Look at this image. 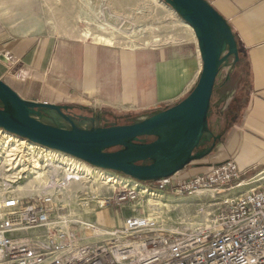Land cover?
Segmentation results:
<instances>
[{
  "label": "crops",
  "instance_id": "obj_1",
  "mask_svg": "<svg viewBox=\"0 0 264 264\" xmlns=\"http://www.w3.org/2000/svg\"><path fill=\"white\" fill-rule=\"evenodd\" d=\"M206 1L227 20L237 40L241 60L231 80L239 82L232 95L221 91L216 103L214 94L209 125L221 137L215 151L178 173L177 181L207 174L229 160L236 161L243 176L264 172V0ZM41 4L0 0V54L12 68L32 75L31 84L15 89L27 101H36V94L27 93L32 85L33 91L49 90V98L86 97L100 112L148 118L178 104L199 80L203 63L196 42L127 52L59 41L37 22Z\"/></svg>",
  "mask_w": 264,
  "mask_h": 264
},
{
  "label": "built area",
  "instance_id": "obj_2",
  "mask_svg": "<svg viewBox=\"0 0 264 264\" xmlns=\"http://www.w3.org/2000/svg\"><path fill=\"white\" fill-rule=\"evenodd\" d=\"M100 19V27L112 28ZM44 161V193L20 197L11 191L0 202V264H264V187L259 185L264 176L250 191L231 196L233 190L252 185L234 160L176 183L174 178L147 184L132 179V186L116 182L111 198L100 206L104 210L113 201L119 207L123 226L111 230L101 228L100 216L87 219L67 209L66 191L82 175L53 165L50 158ZM13 181L10 186L22 180ZM170 187L177 198L213 193L209 203L215 212L208 224L174 232L157 216L143 215L142 204L167 196ZM87 196L82 200L98 199Z\"/></svg>",
  "mask_w": 264,
  "mask_h": 264
},
{
  "label": "water",
  "instance_id": "obj_3",
  "mask_svg": "<svg viewBox=\"0 0 264 264\" xmlns=\"http://www.w3.org/2000/svg\"><path fill=\"white\" fill-rule=\"evenodd\" d=\"M162 1L193 28L198 42L202 72L186 98L131 125L83 130L68 115L70 107L27 101L0 80V129L146 184L175 177L210 156L221 141L209 125L212 100L222 69L231 59L233 67L241 60L237 40L206 0ZM0 60L7 61L4 56ZM44 113H56L71 128L42 122Z\"/></svg>",
  "mask_w": 264,
  "mask_h": 264
},
{
  "label": "rangeland",
  "instance_id": "obj_4",
  "mask_svg": "<svg viewBox=\"0 0 264 264\" xmlns=\"http://www.w3.org/2000/svg\"><path fill=\"white\" fill-rule=\"evenodd\" d=\"M99 18H101V21L102 19H106L105 21L108 22L112 28L110 27L111 29H108L109 27H100L103 26V24L97 21ZM37 20L38 23L44 26L46 31H50L53 35L59 37V41L71 39L79 42L82 40L83 43L80 41L82 45H91L95 43H93L94 41L92 40V42L91 39L88 41L83 38H86L85 32L93 31L94 35L101 34L108 37L111 33L116 34L118 39H120V43L117 44L114 49L127 52L147 51L172 45L189 44L191 42H196L198 44L195 33L186 30L185 28L177 27V23L182 22L183 19L173 9L165 4L163 8L157 10V8L150 5L148 0H42L41 9L37 14ZM96 24L99 26L98 29L95 28ZM130 39L136 41V46L134 43H131ZM1 56H4L7 61L3 62L0 60V80L9 85L14 91L15 89L20 91L19 89L31 82L32 75L29 76L20 73L18 69H14L8 64L10 61L5 55L0 54V57ZM229 63L230 65L228 67L222 69L217 81L218 87L220 85L225 87L222 92L227 91L226 95H229L230 93V95H232L231 89L238 84L237 82H239L238 80L233 83L231 80L235 68L232 66L233 59H231ZM239 73L243 72L240 71ZM238 75L241 76L240 74ZM228 76H230V80L226 82ZM239 76L237 77L238 79ZM29 87L27 93L29 96L36 94L35 102L43 103L50 99V104L70 107L71 110L68 115L74 117L75 125L78 128L91 130L93 128L106 127L103 122L105 113L94 108L90 99L86 97L79 99L74 96H67V98L63 99L59 97L49 98V90L46 88H40L38 91H33L31 90L32 85ZM222 92L217 91L214 103L217 102V96ZM142 118L145 119L146 114H143V116H131V119L136 122ZM39 120L62 129L71 128L70 124L60 118L56 113H44ZM15 139L20 138L17 136ZM114 151H117V149H114ZM198 163L199 162H195L190 166ZM1 167L2 165L0 164V202L8 196L11 191H18L19 195V188L25 187L30 179L34 177V175H31L28 180L21 179L22 181H20V183L10 186V184L15 182L13 181L14 178L11 177L12 173H4ZM8 168L9 166L6 165L4 169L7 170ZM259 174L260 173L245 174L243 180L246 181V184L250 182L252 185L235 189L231 194L237 195L246 192L247 190L250 191V189L259 184V182H255L258 180L260 181V178L264 176L262 175L258 177ZM22 176L26 177L29 175L26 174ZM19 177L21 176H17L16 178L19 180ZM7 181L12 182L10 183ZM42 182H44V184L47 183L46 175ZM101 182V185H98L95 183V180L87 179L83 182V186L78 185V187H75L74 189L70 186L65 194L64 200L67 202V205H65L67 206V209L69 207L74 210V212L79 211L87 219H92L94 217L99 218L100 216L98 223L102 229L111 230L114 227L113 225H115V228H120L123 226L124 220L119 207L116 206L113 201L112 203L108 202L110 204L106 205L104 210H100L101 205L105 202L107 204L105 199L111 198L113 190L112 184H104V181ZM173 182L176 183L180 181H177L174 178ZM260 183L261 184L259 185L264 187V182ZM71 188L72 190H69ZM44 192L45 190L43 189L40 193H34L29 196L42 194ZM87 195L96 196L98 199L83 201L82 199H87ZM199 195L200 194H195L185 198L172 197L173 193L171 188L169 189L167 196L162 198L163 202L168 201V209H153L152 207H149L153 202L151 204L143 203V211H146L143 215L157 216L160 222L163 221L168 224L169 227L174 229V232L194 230L199 226L207 225L211 218L210 215L215 212V207L209 203V200L213 197V193L202 192V196L199 197ZM102 216L105 224L102 222Z\"/></svg>",
  "mask_w": 264,
  "mask_h": 264
},
{
  "label": "bare ground",
  "instance_id": "obj_5",
  "mask_svg": "<svg viewBox=\"0 0 264 264\" xmlns=\"http://www.w3.org/2000/svg\"><path fill=\"white\" fill-rule=\"evenodd\" d=\"M150 5H152L154 8L161 9L164 7V3L161 0H148ZM88 6V4H87ZM177 27L185 28L186 30H189L194 33L193 28L188 25L186 22L182 21L180 23H177ZM86 38L92 39L97 45H103L110 48H114L117 44L120 43V39L116 36V34L111 33V35L104 36V35H94L93 31L85 32ZM92 36V37H91ZM131 43H134L136 46V41L131 40ZM128 41V42H130ZM14 134H10L6 131H3L0 129V164L2 165V171L4 173L11 172L12 178H15L17 176L19 177V180L21 179H29V177L34 175L32 179L28 182V184L23 187L19 188V195L22 197L29 195H32L34 193H40L44 188L46 183L44 184L43 178L45 176L44 171H46V165L44 164V158L47 157L50 158L51 163L53 165H58L61 168H64V170H72L79 172L80 175H82V181H86L87 179L95 180V183L98 185H101V181H104V184H126L129 186L135 185L132 179L124 178L121 176H118L117 173L111 172V171H104L99 168L91 167L89 164L80 161L70 155L64 154L60 151L52 150V149H44L40 145L35 143H28L24 141L23 139H15ZM42 152V153H41ZM47 155H45L44 153ZM41 153V154H40ZM49 161V160H47ZM9 166L7 170L4 168ZM74 168V169H73ZM99 169V170H98ZM104 171V172H103ZM74 172H71L70 174H75ZM107 172V173H105ZM28 174L29 176H22ZM68 173V175H70ZM17 175V176H16ZM9 178V177H7ZM74 182L71 187L73 189L75 187L83 186V182ZM12 182V181H7ZM101 182V183H100ZM15 183V182H13ZM103 184V183H102ZM70 188V187H69ZM69 190H72L69 189ZM146 194V193H145ZM199 197L202 196V193H199ZM20 196V197H21ZM150 197H153L149 194ZM234 196V195H231ZM230 197V196H229ZM163 197L158 198L157 200L153 201L151 198L150 201V208H158V209H164L169 208V203L162 201ZM157 201V202H156ZM165 201V200H164Z\"/></svg>",
  "mask_w": 264,
  "mask_h": 264
},
{
  "label": "trees",
  "instance_id": "obj_6",
  "mask_svg": "<svg viewBox=\"0 0 264 264\" xmlns=\"http://www.w3.org/2000/svg\"><path fill=\"white\" fill-rule=\"evenodd\" d=\"M224 89H225L224 86L220 85L218 87L216 85L215 94L217 93V91H222ZM131 116L132 114H114V113L105 112L103 122L106 127L131 125L135 123V121L131 119ZM111 151H114V149Z\"/></svg>",
  "mask_w": 264,
  "mask_h": 264
}]
</instances>
